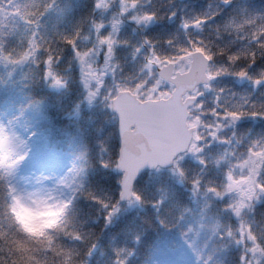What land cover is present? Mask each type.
<instances>
[{"label":"trees","instance_id":"1","mask_svg":"<svg viewBox=\"0 0 264 264\" xmlns=\"http://www.w3.org/2000/svg\"><path fill=\"white\" fill-rule=\"evenodd\" d=\"M97 2L98 0L95 3L96 10ZM162 2L165 5L168 4V0H162ZM41 3L42 0H0V46L14 48L18 52L24 49L21 55L30 51L26 47L31 36L28 29ZM57 3L59 8L50 11L41 19L42 27L37 31L54 44L56 36L61 33L67 35L81 28L84 32L88 31L85 14L92 8V0H57ZM207 3L208 0H172L169 10L175 8L177 16L189 19L204 11ZM246 3L259 8L261 4H264V0H246ZM96 19H99L98 10ZM134 28L135 26L130 23L124 22L117 30L119 32L114 38L115 44L112 45L110 53L119 60V66L113 64L110 58V82L117 85L116 91L129 90L141 96L145 92L142 86L148 78L145 70L147 67H152V62H177L187 57L188 52L195 51V47L185 51L183 55L170 56V49L163 45L144 46L146 37L149 45L153 40L170 37L183 45L185 36L180 32L175 18L167 22L153 23L151 28L143 33ZM85 39H78L79 47L76 44H70L74 54L86 48ZM201 49L208 56L204 49ZM39 55L40 53H37V56ZM54 58L48 57V63H51ZM28 59V55L24 59H19L18 63H21L22 67H17L15 71H12L11 65L6 69L3 64H0V112L9 110L13 116H18L20 110L26 109L22 125L35 138L41 152L46 155L57 154L65 158L70 157L75 163L76 177L82 182L90 180L89 188L105 197V200L95 209L96 224L91 223L90 218L93 212L88 203L82 201L80 204L81 214L88 219L93 235L99 234L97 245L90 254L89 264H113L118 257L119 259L127 258L126 264H152L157 254L167 253L173 243L180 241V238L174 230L164 228L162 223L165 222V217L161 216L155 207L145 206L141 199L132 210H127L126 205H117L116 208L120 209L119 216L115 217L113 213L110 218H107L108 213L112 211V206L107 202L108 190L113 187L116 177L119 176L115 173L118 153L116 121L111 112L106 109V101L97 102L96 107L99 112H96L95 108L87 112L81 107L84 90L73 88L67 91L64 87L56 88L54 79H62L57 74V70L51 67L44 73L50 79L51 85L41 87L36 82L39 75V61L36 64H30L27 62ZM66 61L65 56L56 68L61 70L66 68ZM152 69L155 71L153 67ZM154 71L151 80L160 81ZM8 72H11L10 76ZM213 75L211 70V76ZM218 83L232 87L242 94L251 91L246 83L229 78ZM166 85L169 87L168 84ZM211 99L210 96L206 98L209 112L212 111ZM30 100H34L35 104L30 105ZM246 109L247 106L244 110ZM198 118L200 125L197 140L203 142L199 145L198 153L193 154L195 158H198V162L190 155H186L181 157L172 170L145 173L135 184L134 193L140 198L143 195L146 200H158L163 205L162 211L176 210L189 202L194 204L198 212L200 208H204L201 215L204 218L205 231L201 234V241L207 239L211 230L220 231L226 225L237 227L239 230L235 233V239L218 245L213 260L215 264H239V261L244 258L242 250L244 239L241 237L246 234L251 236L254 245L264 254V244L257 240L252 228V224L258 225L261 220V213L264 212V197H260L259 203L252 206L243 216L236 218L232 212H220L219 199H212L210 195H197L193 198L185 186V178L198 173L210 182L218 183L224 191L230 175V172L227 173L226 170L230 164L248 154L257 153L261 156V167L257 177L259 181L264 176V115L251 112L248 116H242L241 111H224L223 108H218L214 123H206L213 120V117L209 115L198 116ZM209 128L212 131L214 128H219L217 140H222L223 143L220 145L213 141L212 144L208 143ZM202 131L203 135H201ZM229 137H232L231 143H228ZM222 145H224L223 148L220 147ZM227 147L230 148V155L226 161L220 162V155L225 153ZM104 164L108 166L104 167ZM258 186L264 191V184L258 182ZM212 189L215 188H210L208 191L215 193L216 197L219 196L217 193L223 192H217L216 189L212 191ZM11 210L16 221L27 234L28 240L33 241L34 244H39L42 237L48 238V230L56 228L62 219L60 214L56 222L39 234L33 235L24 229L13 207ZM102 210H106V214H100ZM2 220L3 216H0V222ZM242 220L248 225L246 234L241 227ZM100 226L103 227L102 232ZM221 238H223V231H221ZM60 243L68 250L70 259L72 252L80 251V247L73 241L60 240ZM205 250L207 253L213 251L211 242ZM33 255L47 264L48 252L35 249Z\"/></svg>","mask_w":264,"mask_h":264},{"label":"clouds","instance_id":"2","mask_svg":"<svg viewBox=\"0 0 264 264\" xmlns=\"http://www.w3.org/2000/svg\"><path fill=\"white\" fill-rule=\"evenodd\" d=\"M171 2L172 0H168V4L165 5L162 0H127L130 8L133 3L135 4V9L125 14L121 19L125 23L131 21L135 26L134 30L139 29L143 33L146 29L151 28L153 23L167 22L175 18L180 32L185 36L183 45L178 44L175 38L171 37L153 40L149 45L146 37L144 46L163 45L170 49V56L183 55L185 51H190L195 46L203 48L211 57L207 62L214 75L210 80L199 81L191 88L192 94L187 101L191 116L193 118L212 116L213 120L206 121L211 124L214 123L215 112L218 108H223L224 111H241V113H245L242 116H248L251 112H259L264 115V4L256 8L247 4L246 0H208L205 10L198 16L185 19L183 16H177L175 8L169 10ZM95 3L96 0H92V8L85 14L88 31L84 32L81 28L67 35L61 33L56 36L55 44L46 39L37 29L42 27L41 19L50 11L59 8V4L57 0H42V3L37 7L31 27L28 29L31 36L26 47L30 50L27 62L36 64L39 61V75L36 82L41 87L51 85L50 79L44 75L51 67L57 70V74L64 81L65 90L71 91L73 88H78L83 91L79 63L68 41L71 40L79 47L78 39L83 40L91 37L94 41L92 46L95 47V41L100 36L107 34V27L100 33V36H97L94 30L95 25L100 23L96 19ZM111 4L115 6L116 14L119 16V0H111ZM135 14L139 15V22L133 19ZM145 17L152 18L146 20ZM109 23L110 20L104 21L105 25ZM23 50L21 49V52ZM84 51L87 49H81L82 54ZM21 52L14 48L8 49L0 46V64H3L6 69L11 65L12 71H15L17 67H22V64L12 63V61L19 60ZM37 53L40 55L37 56ZM108 55L112 63L118 67L119 60L116 56L112 53ZM4 56L9 59L3 60ZM50 56L55 58L51 63H48ZM65 56L67 57V67L63 70L56 68V65ZM241 72L244 73L243 76L239 75ZM8 75L10 76L11 72H8ZM225 78L244 82L250 86L251 91L242 94L232 87L218 83ZM209 96L212 97L211 112L208 111L209 105L206 103V98ZM29 104H35V101L30 100ZM245 106H247L246 110H244ZM25 112L26 109H22L18 116L14 115L0 122L4 128L5 136L9 139L18 136L24 141V145L14 154V159L17 162L11 170V174L7 168L10 160L4 161L3 167L0 168V216H3V220L0 222V264H45L42 259L33 255L35 249L49 253L47 264H89V253H92L96 247L99 234L93 235V229H91L88 219H85V216L81 214L80 204L82 201L88 203L93 212V216L90 218L91 223L96 224L95 209L105 200V197L98 191L89 188L90 180L82 182L78 179L74 169L66 166V170L59 173L36 172L31 184L25 190L26 195L52 206L61 214L62 219L58 222L57 227L48 230V238L42 237L39 244L29 241L27 234L12 213V206L17 196L20 195V185L16 182V176L26 163L30 151L28 149L30 136L24 138L22 134L17 133L18 127L22 125ZM201 135H203V131ZM231 140L232 137H229L228 143H231ZM7 151L8 145H5L0 138V160H3ZM21 155L24 157L23 159H20ZM119 179L120 177H116L113 187L108 190L107 202L112 207L123 204L120 197ZM185 181V186L193 198L197 195H210L212 199L221 201L220 212H231L229 198H218L215 193L208 191L210 188H215L217 192L223 191L218 183H212L198 173L187 176ZM258 182L264 184V176ZM257 196L264 197V191L258 189ZM141 202L147 207H155L160 215L165 217L162 226L170 231L174 230L178 234L180 241L193 257L192 264H215L213 256L216 247L223 244L224 241L234 240L235 233L239 230L235 226L226 225L220 231L211 230L207 239L201 241V234L205 231L204 218L201 215L204 208H200L198 212L194 204L189 202L179 209L162 211L163 205L158 200H146L143 195H141ZM100 214H106V210H102ZM252 228L257 240L264 244V212L261 213L259 224H252ZM100 231H103L102 226H100ZM221 231H223V238H221ZM60 240L75 242L76 246L80 247V251L72 252L70 259L69 255H66L69 254L68 250L61 246ZM210 242L213 251L205 253V248ZM126 259L118 257L116 261H113V264H116L117 261H120V264H126ZM241 264H245V262H241ZM247 264H252V262L249 261Z\"/></svg>","mask_w":264,"mask_h":264},{"label":"rangeland","instance_id":"3","mask_svg":"<svg viewBox=\"0 0 264 264\" xmlns=\"http://www.w3.org/2000/svg\"><path fill=\"white\" fill-rule=\"evenodd\" d=\"M135 9V4L128 6L127 0H119V16H117L116 8L111 4V0H98L97 10L99 12L100 23L95 25V32L97 36H100L107 27L108 32L106 35L100 36V38L95 41L96 46L93 47V38L88 37L84 40L87 51L76 52L75 57L79 63L80 78L83 84V99L81 102V107L86 109L87 112L92 111L94 108L96 112L98 111L99 100L106 101V109L110 111V101L114 94L117 92V85L110 82L111 73L109 71V53L114 45L115 36L118 35L117 31L120 26L124 23L121 17L125 14L133 11ZM133 19L139 20V15L135 14ZM110 20L108 25L104 24V21ZM134 26L131 21L127 22ZM102 41H104L102 43ZM25 61V60H24ZM186 65L183 63H178L175 65V72L186 71ZM146 74L148 75L147 81L144 82L142 88L145 91L141 96H138L142 100L146 99H159L166 97L170 94L171 88L168 87L162 81H152V67L146 68ZM155 72V71H154ZM155 74V73H154ZM54 86L56 88H63L64 81L54 79ZM59 81V83H57ZM113 82V80H112ZM90 93H94L90 97ZM13 114L9 110H4L0 112V122H3L6 118H11ZM18 134H22L24 138H28V149L29 157L26 163L23 165L22 169L18 172L16 176V182L20 185V195L17 196L13 207L18 220L25 228L26 231L32 234L39 233L44 228L52 225L60 215V212L54 210V208L46 203L37 201L33 197H29L25 194V190L31 184L33 176L36 172H53L59 173L66 170V166L73 169V164L71 159L63 158L62 156H52L46 157L47 155L40 154L35 147L34 137L21 125L17 129ZM217 133L214 131L208 136L209 142L215 139ZM220 145L222 140H217ZM224 145L220 146L223 148ZM10 148H15L18 152L19 148H16L15 143H13ZM197 150V147H195ZM230 155V148L227 147L225 153L220 155V162L226 161ZM192 159L198 162L197 158L190 155ZM11 159H14V153L11 155ZM3 167V161L0 160V168ZM261 167V156L257 153L248 154L241 160L231 163L229 168L226 170L227 173L230 172L227 183L225 185V190L220 192L219 197H227L230 199L231 212L236 218L243 216L252 206L259 203L260 197L257 196V190H261L258 186L257 177ZM232 171V172H231ZM262 191V190H261ZM135 202V199H134ZM134 202L128 203L127 210L135 207ZM119 208L114 213L115 217L119 216ZM241 227L243 233L248 232V225L242 220ZM241 239L243 243V257L241 262L251 261L252 264H264V254L261 252L259 247L254 245L251 236L246 234L242 236ZM253 249H258L253 251ZM205 253L206 250H205ZM193 257L191 253L187 250L185 245L181 241H176L173 243L172 248L167 250V253L157 254L152 264H192Z\"/></svg>","mask_w":264,"mask_h":264},{"label":"water","instance_id":"4","mask_svg":"<svg viewBox=\"0 0 264 264\" xmlns=\"http://www.w3.org/2000/svg\"><path fill=\"white\" fill-rule=\"evenodd\" d=\"M203 57V59H200ZM208 60L203 53H193L189 70L173 75V64L155 65L157 75L172 84L174 89L167 99L141 102L128 91L119 92L111 102V110L117 117V134L120 148L116 172L121 175L120 197L122 202L131 196L122 197L125 169L117 167L123 160L132 177L131 191L140 176L157 168L166 169L175 158L188 150L193 129L187 125L188 109L184 96L191 93L193 85L207 77Z\"/></svg>","mask_w":264,"mask_h":264},{"label":"snow or ice","instance_id":"5","mask_svg":"<svg viewBox=\"0 0 264 264\" xmlns=\"http://www.w3.org/2000/svg\"><path fill=\"white\" fill-rule=\"evenodd\" d=\"M152 17H145L144 19L148 20V19H151ZM139 22V20H138ZM185 27H187V25H185ZM104 41H102L103 43ZM69 44L73 43L71 40L68 41ZM195 47V46H194ZM195 52L197 53H202V49L201 48H198V47H195ZM28 55V53H23L20 57V59H24L26 58ZM188 55L191 56L192 55V52H188ZM3 60H8L9 57L7 56H4L2 57ZM205 59L206 60H210L211 57L210 56H205ZM19 61L18 60H13L12 63H18ZM50 74V73H49ZM239 75L243 76L244 73L241 72L239 73ZM57 83H59V81H57ZM90 97L92 95H94V93H90L89 94ZM231 114V113H230ZM22 115V114H21ZM241 115H245V113H241ZM235 118V117H234ZM0 138H2L3 140V143L5 145H8V151L7 153L5 154V156L3 157V162L4 161H8L10 160V162L7 164V168L9 169V174H11V170L13 169L14 167V164L17 162L15 159H11V155L14 153H16L15 151V148H10V146L15 143V146L16 148H19V147H22L24 145V141L21 140L18 136H13L11 139H9V137L5 136L4 135V128L2 125H0ZM24 157L21 155L20 156V159H23ZM104 167H107L108 165L107 164H104L103 165ZM117 167H120V168H124L125 169V176H124V180H123V184H124V192L121 194L122 197L124 196H131L133 197L137 202L140 201V197L139 195H136L135 193H133L131 191V184H132V177L135 175V171H130L127 169L125 163L123 162V160H121V162L117 165ZM212 191H215V189H212ZM220 193H217V195H219ZM131 203V201H129ZM105 207H107V205H105ZM117 211V208L115 206L112 207V211L108 213V217L107 218H110L113 213H115ZM94 248V246H93ZM258 249H253V251H257ZM91 254V253H89ZM66 255H70V254H66ZM116 264H120V261H117Z\"/></svg>","mask_w":264,"mask_h":264}]
</instances>
